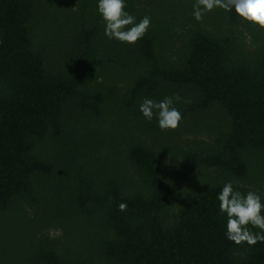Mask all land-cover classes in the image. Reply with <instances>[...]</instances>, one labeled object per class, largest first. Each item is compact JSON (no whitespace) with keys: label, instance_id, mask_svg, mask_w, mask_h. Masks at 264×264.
<instances>
[{"label":"trees","instance_id":"trees-1","mask_svg":"<svg viewBox=\"0 0 264 264\" xmlns=\"http://www.w3.org/2000/svg\"><path fill=\"white\" fill-rule=\"evenodd\" d=\"M195 2L126 0L129 44L98 0H0V264H264L217 198L264 202V29ZM176 94L161 131L140 105Z\"/></svg>","mask_w":264,"mask_h":264},{"label":"clouds","instance_id":"clouds-1","mask_svg":"<svg viewBox=\"0 0 264 264\" xmlns=\"http://www.w3.org/2000/svg\"><path fill=\"white\" fill-rule=\"evenodd\" d=\"M126 7V0H98V12L105 23V35L122 43L135 44L146 34L151 18L145 15L137 23L136 17L126 11ZM216 8L227 12L234 9L242 19L264 29V0H196L193 16L197 22H201L206 13ZM181 100L182 97L178 94L161 101L145 98L140 111L148 121L155 117L161 131L174 130L179 127L183 118L174 102L179 103ZM217 198L221 214L227 215L228 240L237 245L246 242L249 246L264 242V202L257 192L243 194L234 188L233 181H228ZM118 207L120 211L127 210L125 203H120ZM253 228L260 231L254 232Z\"/></svg>","mask_w":264,"mask_h":264},{"label":"rangeland","instance_id":"rangeland-1","mask_svg":"<svg viewBox=\"0 0 264 264\" xmlns=\"http://www.w3.org/2000/svg\"><path fill=\"white\" fill-rule=\"evenodd\" d=\"M52 18H54L53 10L46 9L44 12V15H43V20L41 21V23L50 21V20H52ZM48 30H49V28L45 29V32H48Z\"/></svg>","mask_w":264,"mask_h":264}]
</instances>
